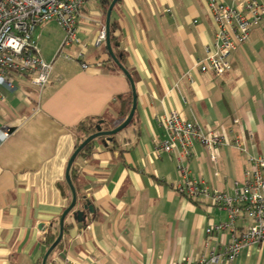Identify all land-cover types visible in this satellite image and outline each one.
<instances>
[{"label":"crops","instance_id":"obj_1","mask_svg":"<svg viewBox=\"0 0 264 264\" xmlns=\"http://www.w3.org/2000/svg\"><path fill=\"white\" fill-rule=\"evenodd\" d=\"M210 1L118 0L113 6L110 43L114 54L123 52L122 65L133 79L134 114L118 132V143L96 139L74 159L71 182L95 212H88L86 225L71 214L65 217L69 226L47 264L55 258L79 264H176L196 261L231 239L228 230L206 232L226 221L227 211L208 196L190 200L175 190L181 178L178 149L167 153L160 147L166 133L159 120L172 110L228 139L244 138L245 152L220 146L216 166L199 142L182 158L191 178L230 193L234 180H243L248 155L264 157V15L229 54L230 70L203 72L196 61L215 31ZM105 14L99 0H88L77 16L79 42L58 54L64 30L47 34L52 21L40 24L35 41L52 65L49 85L39 90L27 75L16 78L15 89L0 84V136L9 129L0 141V264L41 262L47 249L43 236L71 200L65 169L79 140L75 125L88 117L122 122L127 116L120 97L132 95L130 83L109 57L105 38L98 42ZM75 209L84 214L82 202ZM249 222L240 213L238 225ZM232 264H264V243L242 248Z\"/></svg>","mask_w":264,"mask_h":264},{"label":"built area","instance_id":"obj_2","mask_svg":"<svg viewBox=\"0 0 264 264\" xmlns=\"http://www.w3.org/2000/svg\"><path fill=\"white\" fill-rule=\"evenodd\" d=\"M87 1L0 0V84L12 90L17 88L16 78L27 75L39 90L49 85L52 65L41 56L34 31L43 22L55 21L65 32L57 51V54L61 53L65 45L79 42L77 16ZM209 8L215 31L211 43L205 46L204 57L196 61V65L200 71L221 75L231 68L229 54L249 37L251 27L264 15V3L249 0L226 4L212 0ZM105 36L103 27L98 42ZM83 67L87 64L83 63ZM159 123L166 133L161 149L167 153L178 149L176 160L181 178L174 184L175 190L190 200L208 196L213 206L227 211V220L209 226L206 232L228 230L231 236L220 250L200 255L196 261L186 259L176 264H232L242 248L251 243H264V157L248 155L249 166L243 171V180H234L231 193L214 189L203 180L191 178L190 166L184 164L182 158H188L193 144L199 142L216 166L218 148L230 144L245 152L244 138L237 135L228 139L224 133L205 129L176 110L162 116ZM8 133V128L3 129L0 141ZM246 137L252 139L253 134L249 132ZM240 213L250 221L241 227L238 225ZM54 262L79 264L59 258H55Z\"/></svg>","mask_w":264,"mask_h":264},{"label":"water","instance_id":"obj_3","mask_svg":"<svg viewBox=\"0 0 264 264\" xmlns=\"http://www.w3.org/2000/svg\"><path fill=\"white\" fill-rule=\"evenodd\" d=\"M117 1L118 0H111L109 5H108V8L106 10V14H105V33H106L105 42H106V49H107V52L109 54V57L120 68V70L124 73V75L126 76V78L128 79V81L130 83L131 93H132L131 108L129 110V113L125 117V119L122 122H120L116 127L112 128V129H108V130H102L100 127H98L96 132H94V133L88 135L86 138H84V140H82L78 144V146H76L74 151L72 152V154H71V156L67 162L66 169H65V180H66V182H67V184L71 190V200H70L69 205L64 209V211L61 214V217L59 220L58 235L56 236L54 241L50 244V246L46 249V251L42 257L41 264H46V261H47L49 254L53 251V249L57 246V244L61 240L62 235H63L64 220H65V217L67 216V214L70 212L73 219H75L77 222H83L84 221V214H83V211L81 209H74L73 211H71L72 208L74 207L75 203H76V192H75V189H74L73 184H72L71 179H70V168L72 166L74 159L76 158V156L78 155L80 150L83 149V147L86 144H88L91 140H93L97 137H100V136L109 137L113 134L118 133L122 129H124L130 123V121L132 120L133 114H134V110H135V106H136V95H135L133 79L131 77V74L128 72V70L119 62V60L115 56V54L112 50V47H111V43H110L111 11H112V8ZM90 210L92 211V209H90Z\"/></svg>","mask_w":264,"mask_h":264},{"label":"trees","instance_id":"obj_4","mask_svg":"<svg viewBox=\"0 0 264 264\" xmlns=\"http://www.w3.org/2000/svg\"><path fill=\"white\" fill-rule=\"evenodd\" d=\"M110 1L111 0H99L101 9H102L104 14L106 13V10L108 8V5H109ZM111 40H114V37L111 36ZM115 56L117 57V59L119 60V62L121 64L124 63V54H123V52L121 50H118V51L115 50ZM120 100H121L122 113L124 115H126V114H128V111H129L131 103H132V95L130 93H128L125 96H121ZM119 123H120L119 120H115V119H106V120L103 119L102 120V119H100L98 117H88V118L80 120L74 127L75 131L79 134V140H78L76 146H78V144L82 140H84V138H86L88 135L96 132L98 127H100L102 130H108V129H112V128L116 127ZM118 134L119 133H116V134H113V135H111L109 137L100 136V137H97V138L91 140L88 144H86L83 147V149L80 150L78 155L86 154L88 152V150L90 149L92 143L96 139H99V138H102V139L103 138H108L109 140H111L115 144L118 143V139H117ZM76 146H75V148H76ZM122 151L123 150H121L120 152H122ZM70 170H71V168H70ZM71 173H73V170H71ZM78 202L79 203L82 202V206L84 208V215H85V218H84V221H83V225H86L87 224V220L89 219V217L93 216V214L95 212L94 209H93L94 207L92 206V203L87 198L82 196V198L80 199V197H78L77 194H76V203H75V205H74V207L72 208L71 211H73L76 208V206L78 205ZM90 209H92V215L88 216V212L91 211ZM69 214H70V212L67 214V216ZM60 216L50 222L49 228L47 229V232L43 236V242L46 244L47 248L50 246V244L54 241V239L58 235ZM86 217L88 219H86ZM68 226H69L68 223H64L63 230H66L68 228ZM58 245H59V243L57 244V246ZM56 247L53 249V251L56 249ZM53 251L49 254V256L47 258V263H48L51 255H52ZM39 264H41V262H39ZM51 264H55V262L52 260Z\"/></svg>","mask_w":264,"mask_h":264},{"label":"rangeland","instance_id":"obj_5","mask_svg":"<svg viewBox=\"0 0 264 264\" xmlns=\"http://www.w3.org/2000/svg\"><path fill=\"white\" fill-rule=\"evenodd\" d=\"M95 1H97V0H95ZM52 21V24L53 25H51L50 27H49V29L47 30V34L49 33V34H56V33H60L61 32V29H60V27L56 24V22L55 21H53V20H51ZM51 21H49V22H51ZM42 28H43V25H39V26H37L36 27V29H35V31H34V39L37 41V43H38V39H37V32H41V30H42ZM48 41H50V39H46V40H44V47L43 48H46V49H48V44H49V42ZM42 43V42H41ZM39 45L40 44H38V48H39V51H40V53H41V47H42V45H41V47H39ZM60 45V44H59ZM58 48H59V46L57 47V49H56V51H55V53L58 51ZM54 53V54H55ZM41 56H43L42 54H41Z\"/></svg>","mask_w":264,"mask_h":264}]
</instances>
